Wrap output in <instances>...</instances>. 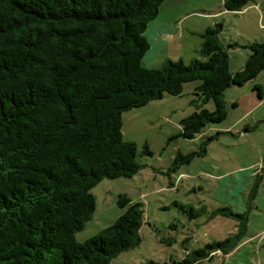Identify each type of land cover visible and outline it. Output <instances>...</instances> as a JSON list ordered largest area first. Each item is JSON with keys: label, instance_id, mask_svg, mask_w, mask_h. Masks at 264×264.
Listing matches in <instances>:
<instances>
[{"label": "trees", "instance_id": "16d2710c", "mask_svg": "<svg viewBox=\"0 0 264 264\" xmlns=\"http://www.w3.org/2000/svg\"><path fill=\"white\" fill-rule=\"evenodd\" d=\"M166 1L0 0V264H111L138 247L144 211L127 195L118 198L127 210L115 224L84 243L76 239L96 211L92 189L144 168L138 146L124 139L123 114L200 82L196 111L180 121L179 136L193 140L227 119L229 88L264 71V41L249 42L244 67L231 71L222 23L201 35L191 62L147 68L146 32ZM222 1L232 13L254 2ZM254 91L264 98L263 85ZM209 102L214 111L205 108ZM208 141L197 152H178L170 171L206 156ZM143 154L153 155L148 144ZM251 204L243 213L213 211L212 218L235 219L238 232L188 253L182 264L233 253L248 234ZM177 206L195 216L190 205Z\"/></svg>", "mask_w": 264, "mask_h": 264}, {"label": "rangeland", "instance_id": "374dc122", "mask_svg": "<svg viewBox=\"0 0 264 264\" xmlns=\"http://www.w3.org/2000/svg\"><path fill=\"white\" fill-rule=\"evenodd\" d=\"M197 1L201 0H167L160 9L161 18L156 20L169 18L172 21L194 8L220 11L207 2L206 7L199 8ZM207 17L203 11L195 13L183 26H204L209 20ZM218 22L224 25L221 39L230 56L231 71L237 72L250 54L245 46L249 42L264 41V0H254L240 13L224 10ZM190 40L186 39L182 45L189 46ZM182 45L175 42L176 47ZM172 46L162 55H172ZM151 57L144 61L145 66H149ZM158 57L152 63L153 68L161 67L160 63L156 65ZM199 84L190 82L185 84L180 97L166 95L162 100L123 114L124 139L138 146V161L144 168L134 178L105 179L94 187L96 211L76 235L77 241L84 243L115 224L127 210L118 206L120 195H127L132 204H141L144 211L142 242L135 249L121 253L111 264H149L151 261L182 264L188 253L238 232L235 219L212 218L213 211L228 206L234 212L243 213L251 201L253 209L243 246L210 264H264V101H260L254 91L256 85L264 86V71L256 80L225 92L228 117L224 122L210 124L195 139L186 140L179 136L180 121L196 111L193 101L198 99L195 90ZM205 108L214 111L215 105L209 102ZM210 137L213 139L208 141ZM207 141L206 156L170 171L178 152H197ZM145 144L152 156L143 154ZM253 192L256 197L251 200ZM177 203L193 207L195 216L183 212ZM204 207L207 210H203Z\"/></svg>", "mask_w": 264, "mask_h": 264}, {"label": "crops", "instance_id": "0c3cea01", "mask_svg": "<svg viewBox=\"0 0 264 264\" xmlns=\"http://www.w3.org/2000/svg\"><path fill=\"white\" fill-rule=\"evenodd\" d=\"M219 1L220 2H217V0H215L214 2H213V0L197 1L199 3V6H198L199 8L206 7L207 3H209V5H211L213 3V6H211V7L212 8L218 7V9L220 10L219 12L206 11L205 9L194 10L195 9L194 8V9L187 10L188 12H185V11L182 12V14L177 16L178 18L175 17L176 19L173 18L175 20H172V21L169 18L167 20L163 19V20L157 21L159 18H161V15H159L158 16L159 18L156 20V22L153 23V25H150L147 32H146V36L150 42L151 48H150L149 52L146 54L144 61L147 60L150 56H152L151 60L149 62L150 63L149 66H146V67L147 68H153L152 63L154 62V60L158 56H160V60L156 65H159V63H160L161 66L168 60L176 61L177 59H179V60L182 59L186 63H189L195 57H198L199 51H200L201 45H202L201 35L206 31L207 28L214 26L216 23H219L218 22L219 14L223 13V11L226 10L224 7L223 1L222 0H219ZM168 7H167V9H168ZM182 7H184V5ZM255 9L256 10L259 9L258 5H256ZM202 11L205 13L206 16H208L206 19H209V20H206L204 26H203V24L200 25L199 27H194V26L189 25V28H186L185 26H183V24L187 23V21L189 20V17L191 15H193L195 13L199 14V12H202ZM213 18L215 19L214 22H213ZM187 32H189L191 36H189L187 34ZM186 39H191L189 42L190 43L189 46L188 45L187 46L182 45V43H186ZM175 42L180 43L182 46L176 47ZM169 46H172L171 47V50H173L172 55L163 56L162 54L166 53L165 50L167 48H169ZM174 52H175V54H174ZM230 66H231V61H230ZM259 100L264 101V98L262 100L261 99H259ZM237 107H238V105H237ZM249 169H251V168H249ZM242 173H244V172H242ZM253 176L254 175L252 174V177ZM255 177H257V176H255ZM245 211L246 210H244V212ZM237 229H238V226H237ZM243 244H244V242H242L241 245L235 251L240 250L241 249L240 247L243 246ZM233 253H231V254H233ZM218 257L221 258L223 256L218 255Z\"/></svg>", "mask_w": 264, "mask_h": 264}]
</instances>
